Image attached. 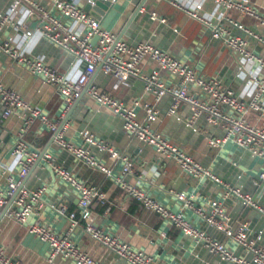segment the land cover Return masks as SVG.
I'll use <instances>...</instances> for the list:
<instances>
[{
  "label": "built area",
  "instance_id": "2783aa9c",
  "mask_svg": "<svg viewBox=\"0 0 264 264\" xmlns=\"http://www.w3.org/2000/svg\"><path fill=\"white\" fill-rule=\"evenodd\" d=\"M46 6L32 0H17L26 4L22 21H13L14 7L9 15L0 14L1 23H9L15 29H21L32 18L36 20L34 28L22 31L23 39L33 34L55 46L64 54L81 62V70L75 78L69 77L49 66L39 57L27 54L14 43L13 38L0 39V53L8 59L22 65L28 73L35 76L40 85H48L60 96L64 108L55 117H51L33 106L15 89L5 86L0 80V110L4 116L15 117L18 128L10 154L18 166L16 175H7L5 185L0 187V216L6 215L13 222L24 226L35 238L48 247L46 260L69 261L72 264H107L82 250L71 240L70 234L81 225L84 232L107 251L115 254L125 264H171L157 259L140 249H134L128 242L98 227L91 215V206L105 198V193L96 185L78 177L74 168H64L50 161L53 174L69 189L77 194V211H71L64 204L50 205L58 216L68 222L63 233H57L50 226L34 217L35 208L41 207L47 193V185L28 188L22 181L30 166L43 155L25 140V134L33 124L43 126L51 136V142L60 150L67 152L74 159L93 170L110 176V168L96 157L103 154L112 163H122L120 174L113 177L114 184L129 198L142 207L158 214L168 224L176 227L184 236L208 253L226 264H264V242L250 236L246 222L232 224L216 199L196 203L194 195L182 191L170 190L169 194L180 204L178 211H173L147 193L142 187L126 182L123 174L133 172V163L115 146L96 138L91 132L81 131L79 142L70 140L66 133L70 126L68 112L74 101L85 93L94 109L118 119L126 139L141 142L154 149L160 159L174 161L180 170L192 178H206L220 189L223 199L233 198L242 206L248 207L264 218V207L253 196L243 193L216 176L209 168L193 159L180 146L170 142L152 128L158 117L155 105L140 99L129 102L101 90L93 81L97 72L113 80V88L129 77L138 78L144 83V90L157 101L162 95L169 94L171 104L167 115L183 122L193 132L198 131L197 122L222 132L220 136L206 133V141L211 148H221L231 142L238 149L255 158L261 167L259 177L264 179V126L252 122L249 117L264 120V57L249 46L252 39L264 47V36L236 20L230 11H237L254 20L264 28V12H260L250 0H200L194 9L183 5L181 0H166L171 5L196 19L212 39L218 40L242 62L241 73L252 84L246 97L231 87L225 86L217 77H209L201 72L197 65L176 58L171 53L151 44L139 42L129 44L113 31L101 26L99 20L84 11L76 0H44ZM212 3L208 15L199 11L205 2ZM93 5L94 0H88ZM143 9H139L142 11ZM12 14V15H11ZM152 21L165 23L163 17L155 12L149 13ZM238 30L242 34H237ZM150 62L153 67L144 69L142 63ZM172 77V83L166 85L162 75ZM187 105L189 115L181 118L178 110ZM142 111L143 119L138 113ZM192 210L209 227L223 235L220 240L211 237L185 216V210ZM232 241L242 252L237 254L226 244ZM0 264H21L10 255L0 242Z\"/></svg>",
  "mask_w": 264,
  "mask_h": 264
},
{
  "label": "crops",
  "instance_id": "0c3cea01",
  "mask_svg": "<svg viewBox=\"0 0 264 264\" xmlns=\"http://www.w3.org/2000/svg\"><path fill=\"white\" fill-rule=\"evenodd\" d=\"M32 1L46 6L44 0ZM76 1L84 11L98 19L101 26L113 31L127 43L150 42L178 59L197 65L203 74L217 77L225 86L231 87L242 96L246 97L250 92L252 84L247 76L243 77L241 73L239 68L242 64L241 60L229 52L220 41L212 39L209 32L196 19L166 0H107L110 4L105 9L98 7V11L89 8L91 4L88 0ZM250 1L260 12H264V0ZM16 2L17 0H0V14L9 15L10 8L14 7L13 21H22L27 7L22 2H18L15 6ZM181 2L194 9V5L200 0H181ZM212 6L210 1L205 2L199 13L208 15ZM140 8L143 10L139 11ZM151 12L163 17L165 23L150 20ZM229 15L264 36V28L258 26L251 18L237 11H230ZM35 24L36 20L32 18L23 28L15 29L9 23H1L0 20V39L13 38L14 43L27 54L39 57L59 72L75 78L82 67L80 61L64 54L41 39L37 33L26 40L23 39L22 31L34 28ZM235 32L242 34L238 30ZM249 46L264 57V47L256 44L252 39L249 40ZM142 67L148 70L153 65L145 61ZM162 77L166 85L172 83L170 75L163 74ZM0 80L51 117L58 115L64 108L60 96L53 87L40 85L39 80L28 73L22 65L1 53ZM93 81L101 90L123 101L140 99L154 104L158 110V117L151 125L153 130L180 146L193 159L209 168L229 185L253 196L264 207V179L259 177L262 170L259 162L231 142L219 149L208 146L206 133L220 136L222 134L220 130L212 129L200 120L196 124L198 131L193 132L183 122L167 115L166 112L171 104L169 94L162 95L155 101L153 96L144 90V83L138 78L129 77L120 82L117 88H113V80L97 72ZM178 115L181 118L189 115L187 105L180 106ZM138 117L139 119L144 117L141 110ZM68 119L70 126L66 135L73 142H79L81 131H88L96 138L115 146L132 161L133 172L122 175L126 182L142 187L173 211H178L180 204L169 194L170 190L194 195L196 203H204L208 199L219 200L234 226L246 222L250 236L258 238L259 243L264 242V218L257 212L242 206L233 198H221L219 187L211 180L192 178L182 172L174 161L158 158L153 148L126 139L120 121L107 113L96 111L85 93H82L71 105ZM249 119L264 126V120H257L251 116ZM17 128L16 118L4 116L0 110V187L5 185L7 175L14 176L18 172L15 158L10 154ZM25 140L37 148L43 156L30 166L22 183L28 188L47 185L44 202L41 207L35 208L34 217L57 233L65 232L68 222L53 212L50 205L64 204L69 210L77 211V194L53 174L48 161L44 158L46 154L50 156L51 162L64 168H74L79 178L96 185L105 193V198L94 203L90 209L98 227L120 237L134 249L143 250L171 264H226L184 236L158 214L127 197L114 184L112 177L120 174L122 163L112 164L105 155H96L109 166L110 176L75 163L71 155L53 145L50 133L38 123L33 124L25 134ZM184 212L189 220L211 237L225 240L222 234L201 221L192 210L187 209ZM70 238L80 249L107 264H125L115 254L93 241L81 225L73 230ZM0 242L21 264H72L62 259L47 262V245L30 234L24 226L13 222L4 214L0 216ZM226 244L237 254L242 252L232 241L229 240Z\"/></svg>",
  "mask_w": 264,
  "mask_h": 264
},
{
  "label": "water",
  "instance_id": "95a60500",
  "mask_svg": "<svg viewBox=\"0 0 264 264\" xmlns=\"http://www.w3.org/2000/svg\"><path fill=\"white\" fill-rule=\"evenodd\" d=\"M109 1L107 0H95L93 5H90L89 8H91L92 10H97L98 11V7L105 9L108 5H109Z\"/></svg>",
  "mask_w": 264,
  "mask_h": 264
}]
</instances>
